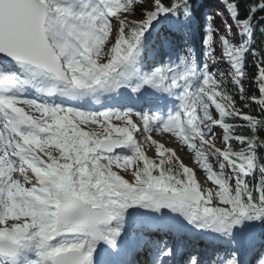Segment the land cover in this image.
Listing matches in <instances>:
<instances>
[{"label":"snow or ice","instance_id":"6c2138e0","mask_svg":"<svg viewBox=\"0 0 264 264\" xmlns=\"http://www.w3.org/2000/svg\"><path fill=\"white\" fill-rule=\"evenodd\" d=\"M219 3L0 0V264H264V0Z\"/></svg>","mask_w":264,"mask_h":264},{"label":"bare ground","instance_id":"6f19581e","mask_svg":"<svg viewBox=\"0 0 264 264\" xmlns=\"http://www.w3.org/2000/svg\"><path fill=\"white\" fill-rule=\"evenodd\" d=\"M154 138L164 143L166 147L175 149L180 159L183 160V162L186 165H188L189 167L193 168L196 171V175L203 186L209 187V188L215 187L210 182L206 181V176L204 172L198 167L196 163L193 162V159H192L193 154L189 152L184 146H182L176 138L172 137L169 134H165L162 136L156 135ZM147 155L150 157H154V149L151 147H147ZM125 177L128 179L130 178V180L132 179V177L127 174L125 175ZM29 258L32 260L38 259L35 253H29ZM137 259L140 261V264H143L146 257L144 255H140L139 257H137Z\"/></svg>","mask_w":264,"mask_h":264},{"label":"trees","instance_id":"16d2710c","mask_svg":"<svg viewBox=\"0 0 264 264\" xmlns=\"http://www.w3.org/2000/svg\"><path fill=\"white\" fill-rule=\"evenodd\" d=\"M204 1H205V0H201V4H203ZM206 1H209V0H206ZM215 2H216V0H210V5H211L212 8L215 7V5H216ZM262 39H264V38H262V37L260 36V34L257 33V35H256V41H257L256 46H257V47L260 46V41H261ZM224 70H225V69H224ZM225 71H227V70H225ZM252 71H254V68H249V69H248V72H249V73H251ZM245 87H246V89H253V90H254V85L251 84L250 80H246V81H245ZM249 94H252V93L250 92ZM250 111L255 112V111H256V106L253 105V107L250 109Z\"/></svg>","mask_w":264,"mask_h":264},{"label":"rangeland","instance_id":"374dc122","mask_svg":"<svg viewBox=\"0 0 264 264\" xmlns=\"http://www.w3.org/2000/svg\"><path fill=\"white\" fill-rule=\"evenodd\" d=\"M215 3H216L215 7L212 8L211 5H210V1H207L206 3L203 4L202 11H206V12H212V11H215V9H217L218 7H220L219 0H216ZM75 9L77 10V9H78V6H77ZM215 23H216L217 25H219V20H218V19L215 20ZM219 67H221V68L227 70L226 66H224V65H219ZM218 146H221V145L218 144ZM146 148H147V146H146ZM149 157H150V156H149ZM125 178H126V177H125ZM127 179H128V178H127ZM129 179H130V178H129Z\"/></svg>","mask_w":264,"mask_h":264}]
</instances>
